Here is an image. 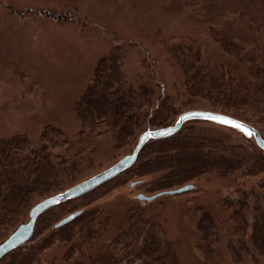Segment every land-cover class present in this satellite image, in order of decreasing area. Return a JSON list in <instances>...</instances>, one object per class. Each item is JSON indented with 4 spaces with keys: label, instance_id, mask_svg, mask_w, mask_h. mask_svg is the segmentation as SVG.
I'll use <instances>...</instances> for the list:
<instances>
[{
    "label": "rangeland",
    "instance_id": "rangeland-1",
    "mask_svg": "<svg viewBox=\"0 0 264 264\" xmlns=\"http://www.w3.org/2000/svg\"><path fill=\"white\" fill-rule=\"evenodd\" d=\"M241 14L256 19L264 38V0H0V137L26 134L38 145L46 125L59 126L70 142L59 151L77 165L73 182L94 175L131 151L137 140L115 150L101 135H79L75 102L97 61L117 46L125 56L124 70L133 85L151 84L157 94L183 101L189 97L183 73L168 48L188 41L201 47L210 73L229 72L249 85L246 66L264 56V43L259 32L252 35L240 22ZM215 30L233 35L244 45L243 50L237 56L225 53L213 36ZM256 126L264 137V125ZM179 132L232 144L254 142L232 127L202 119L186 122ZM258 180L239 173L212 172L193 181L195 187L187 192L163 194L150 201L137 197L150 195L145 185L132 186L126 181L88 202V207H97L109 222L99 229L98 241L82 247L75 257L90 264L91 256L111 251L110 242L133 213L137 226H155L172 243L182 264H264V254L256 263L251 255L241 263L231 260L227 250L231 221L223 203L227 194L236 195L239 188L264 193ZM197 206L210 211L219 223L222 237L212 259L198 249ZM66 248L56 244L47 249L42 263L71 264L74 259H64ZM137 252L130 247L117 255L128 264ZM138 262L136 258L129 264Z\"/></svg>",
    "mask_w": 264,
    "mask_h": 264
},
{
    "label": "trees",
    "instance_id": "trees-1",
    "mask_svg": "<svg viewBox=\"0 0 264 264\" xmlns=\"http://www.w3.org/2000/svg\"><path fill=\"white\" fill-rule=\"evenodd\" d=\"M240 22L252 35L261 29L253 16L241 14ZM212 33L225 53L237 56L243 50L244 45L230 33ZM259 35L264 43L260 32ZM168 52L182 70L188 98L178 101L169 94H157L151 84L133 85L124 70L125 56L115 46L97 61L84 92L75 102L79 135H101L113 149L121 150L132 145L146 128L171 124L178 114L189 109H210L255 127L264 125V56L247 64L251 84L243 85L229 72L210 73L203 63L201 47L192 42L172 44ZM69 144L63 129L52 124L43 128L38 145L26 134L0 137V239L26 218L36 202L76 183V163L59 151ZM212 172L258 177L257 186L264 189V150L252 140L232 144L179 131L151 140L131 167L87 193L43 212L32 237L7 253L0 264H43L42 255L56 244L67 245L66 262L74 259L71 264H85L75 255L82 247L95 244L99 229H105L109 222L97 207H88V202L126 181L145 185L149 194H155ZM152 175L156 177L147 180ZM236 193L223 199L231 221L227 250L234 263L243 262L247 255L256 263L258 256L264 254V193L242 188ZM78 209H83L78 216L56 226ZM195 212L198 249L206 259H212L222 237L219 223L202 206H197ZM132 216L133 213L110 242L112 250L91 256L90 264H123V257L117 252L130 247L138 252L128 264L136 258L138 264H182L175 247L161 237L155 226L141 228Z\"/></svg>",
    "mask_w": 264,
    "mask_h": 264
},
{
    "label": "water",
    "instance_id": "water-1",
    "mask_svg": "<svg viewBox=\"0 0 264 264\" xmlns=\"http://www.w3.org/2000/svg\"><path fill=\"white\" fill-rule=\"evenodd\" d=\"M195 119L209 120L232 127L243 133L246 137L253 139L256 145L264 150V137L259 129L242 119L210 109H189L182 111L171 124L156 128H146L137 138L131 151L124 154L112 165L62 191L49 195L36 202L29 210L28 219L19 223V225L9 234V236L0 242V260L7 253L19 245L24 244L32 237L35 232L36 221L43 212L64 201L79 197L101 185L102 183L114 178L136 162L141 149L144 147V145H146V143L154 139L167 137L177 133L186 122ZM131 185L134 186L135 182H131ZM193 188L194 184L188 183L175 189L158 192L152 195L140 193L137 195V197L141 200L150 201L163 194H178ZM82 211L83 209H78L66 215L56 223V226H60L71 221Z\"/></svg>",
    "mask_w": 264,
    "mask_h": 264
},
{
    "label": "snow or ice",
    "instance_id": "snow-or-ice-1",
    "mask_svg": "<svg viewBox=\"0 0 264 264\" xmlns=\"http://www.w3.org/2000/svg\"><path fill=\"white\" fill-rule=\"evenodd\" d=\"M225 122H227V121H225Z\"/></svg>",
    "mask_w": 264,
    "mask_h": 264
}]
</instances>
